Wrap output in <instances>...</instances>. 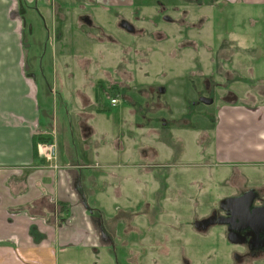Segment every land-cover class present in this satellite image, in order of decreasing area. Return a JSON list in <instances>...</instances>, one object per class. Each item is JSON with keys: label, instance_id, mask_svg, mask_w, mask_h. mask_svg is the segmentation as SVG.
I'll return each instance as SVG.
<instances>
[{"label": "rangeland", "instance_id": "obj_1", "mask_svg": "<svg viewBox=\"0 0 264 264\" xmlns=\"http://www.w3.org/2000/svg\"><path fill=\"white\" fill-rule=\"evenodd\" d=\"M19 2L0 0V7L11 4L8 16L0 14V118L28 120L25 113L8 108L23 101L35 103L36 91L42 121L56 110L59 117L66 116L73 104L78 107L71 111L74 120L75 113L84 110L93 114L82 112L86 122L82 127L73 124L79 146L88 142L85 127H96L98 136L106 128L108 146L114 151L111 146L117 142L132 156V161L128 156L118 160L114 154L112 160L96 158L100 164L116 165L107 170L117 173L108 179L107 198L100 194V180L94 187L98 201L94 208L104 213L107 225L99 221L97 227L106 231V245L111 250L103 244L94 256L96 263L103 251L106 264H185V260L188 264H231L232 252L236 254L239 247L219 234L223 228L198 233L190 226L189 216H201L222 196L248 187L244 179L226 182L232 167L216 164L201 140L202 130L212 132L215 105L228 102L214 96L217 93L212 87L217 83L222 85L213 88L218 97L237 91L241 99L240 88L241 93L255 83L264 101L263 10L256 13L234 0H46L43 5L41 0H27V7ZM159 5L166 7L173 23L159 19ZM84 8L91 12L95 25L78 23L77 14ZM117 15L131 20L134 30L113 26ZM234 45L238 48L232 56ZM11 56H16L13 64ZM15 71L27 84L18 103L7 88L9 72ZM243 74L248 78L245 84L237 82ZM111 83L117 85L111 87ZM82 94L90 98V105L81 104ZM201 96H211L213 102L201 103ZM110 98L118 100L115 107ZM121 110L125 114L117 115ZM98 125L106 127L98 129ZM161 134L172 142L171 150L165 149ZM142 149L158 151L159 157L139 159ZM143 163L153 172L145 176L146 186L134 180ZM249 171L244 169L247 175ZM153 180L159 184L152 185ZM250 180L247 176L246 185L254 184ZM116 185L122 196L112 193ZM154 190L162 196L156 207L159 211L154 206ZM152 197L153 202L145 204L144 214H140ZM89 202L92 205V198ZM135 217L139 219L132 220ZM132 239L137 247L131 246ZM124 240L129 241L128 246Z\"/></svg>", "mask_w": 264, "mask_h": 264}, {"label": "crops", "instance_id": "obj_2", "mask_svg": "<svg viewBox=\"0 0 264 264\" xmlns=\"http://www.w3.org/2000/svg\"><path fill=\"white\" fill-rule=\"evenodd\" d=\"M234 1L255 9L256 13H260V10L264 12V0ZM10 7L11 4L9 8L0 7V14L8 16ZM15 57H9V62L15 63ZM9 74L8 82L10 85L14 83V86L8 85L7 88L10 90L9 94L15 93L14 103H18L23 87L27 84L21 80L24 77L18 71ZM244 76L241 78L245 80L241 81L240 78L237 82L245 84L248 78L247 75ZM249 81H252L251 77ZM61 91L63 92V85ZM240 91L238 93L242 95V99L236 95V91V101L219 103L212 132L202 130L201 141H205L204 145L207 144L209 154L216 164L232 167V175L225 179L226 182L232 179L240 182L244 179L245 186L264 188V101L260 97L263 93L252 82L248 88L241 93ZM36 96L35 91V103L31 99V103L23 101L16 104L15 108L12 105L8 108L15 113H25L24 117L28 120L0 118V264H22L13 253L14 238L18 241L20 253L28 260H36L42 264H97L94 256L103 244L106 245L107 239L106 231L98 229L97 222L102 221L104 226L107 225L104 213L94 208L98 203L94 199L97 193L94 187L100 180L103 186L100 194L107 198L108 194L104 191L108 179H113L117 173L107 170L116 165L100 164L96 158L112 160L114 154L118 160L128 156V160L132 161L131 153L124 152V147L117 142L111 146L114 151L108 146L105 139L108 131L104 125L97 126L98 129L105 128L99 136L94 133L96 127H85L84 135L88 142L79 146L75 141L73 124L77 122L82 127L86 122L82 112L89 116L93 114L85 112L86 108L83 107L81 109L84 111L80 116L75 113L74 120L71 111L78 107L72 104V109L66 116L59 117L56 110L55 114L51 117L47 115V119L42 121ZM81 96L85 97L82 105L91 103L86 94L79 97ZM93 109L101 111L99 107ZM116 114L123 115L125 112L116 111ZM139 126L141 128L142 125ZM36 135L55 141L58 153L55 163L58 168L46 165L38 157L33 142ZM163 136L161 134L160 138L165 143V149L171 150L169 147L173 145L172 142ZM137 155L142 160L155 159L159 157V152H145L142 149ZM209 162L207 160L208 164ZM130 166L135 168L133 163ZM244 169L245 172L246 169L250 170L248 175L244 173ZM135 172L136 184L148 185L145 176L151 171L141 168ZM247 176L254 184L246 185ZM153 183L152 185H157L155 180ZM112 193L122 196L120 185H116ZM138 219L139 217L132 218ZM131 242L133 248L137 247V242L133 239ZM123 244L128 246L129 241L124 240ZM106 246L111 251L110 246ZM101 255L99 264H106V253L102 251Z\"/></svg>", "mask_w": 264, "mask_h": 264}, {"label": "flooded vegetation", "instance_id": "obj_3", "mask_svg": "<svg viewBox=\"0 0 264 264\" xmlns=\"http://www.w3.org/2000/svg\"><path fill=\"white\" fill-rule=\"evenodd\" d=\"M26 1L27 0H20L19 4H21V6L27 7L25 5ZM61 1L62 0H57V3H60ZM44 3H46V0H41V5H43ZM79 12L80 13L77 14L78 23L87 26L95 25L94 23H92L90 14L91 12L88 9H80ZM157 13L159 15V19L161 16L163 17V21L173 23L174 19L167 14L168 10L165 6L159 5ZM19 16L21 17L20 14ZM153 24L158 26L159 22H153ZM113 26H119L121 30L127 31L128 26H133L134 30L135 24L131 22V20L117 15ZM222 28H224V26H222ZM237 48L238 46L234 45L232 56L235 54L234 52L237 51ZM246 52L248 51L246 50ZM247 55L251 56V54L249 55V53ZM29 78L31 79V77ZM116 85L117 83L110 84L111 87ZM216 85V87L215 85L212 87V91L214 93H217L214 96H216L219 101H221L222 99L226 100L235 96L234 94H230L229 92L227 95L223 94L221 97H218L219 92H216L215 90H213V88H222V85L220 83H217ZM206 87L208 88V84H206ZM159 91L163 92L164 89L159 88ZM97 95L98 93H96V97ZM204 98H206L205 100L207 101H211L209 103H206L205 101L201 100L203 99L202 96L199 97L198 101L204 104H211L214 99L211 96H205ZM218 105L219 102L215 105V109L218 107ZM143 166L144 168H142V170L151 171V169H149L152 168L151 166ZM151 174H153V172H151L150 175ZM157 182L159 184V181H156V183ZM153 196L154 200L157 201L156 203L154 202L155 209L159 211L156 207H160V202L162 203V196L158 197L155 190L153 192ZM237 198L241 199L234 200ZM250 198L253 199L251 200ZM148 201L149 202L144 203V206L140 208V214H144L145 204H150L151 202H153V197L152 200ZM192 214L193 213H191L189 216L190 226L193 227L198 233H208L209 230L215 226L222 227L223 231L219 234H223V237L229 243L239 247V250L236 252V254L235 251L232 252L234 258L231 264H264V188L245 187L244 189H241L236 193L222 196L219 200H217V204L211 207L207 213L201 216H198L196 214L194 216ZM154 218H156V216ZM154 218H152L151 220H154ZM185 221H188V219H186ZM165 233L167 234L168 231L166 230ZM230 236L236 242L230 241ZM184 263L188 264V261L185 260Z\"/></svg>", "mask_w": 264, "mask_h": 264}, {"label": "built area", "instance_id": "obj_4", "mask_svg": "<svg viewBox=\"0 0 264 264\" xmlns=\"http://www.w3.org/2000/svg\"><path fill=\"white\" fill-rule=\"evenodd\" d=\"M117 103L116 98H111L110 99V104L113 106ZM36 153L38 157H40L44 163L48 166L52 167H57L55 161L57 158V147L55 141H47V142H42L39 141L36 144ZM17 239H13V243L15 244V248L13 250V253L15 255V258L17 260H20L22 264H42L39 261L36 260H28L26 259L19 251L18 249V243Z\"/></svg>", "mask_w": 264, "mask_h": 264}, {"label": "water", "instance_id": "obj_5", "mask_svg": "<svg viewBox=\"0 0 264 264\" xmlns=\"http://www.w3.org/2000/svg\"><path fill=\"white\" fill-rule=\"evenodd\" d=\"M132 30H133V26H128L127 27V31H129V32H132ZM203 99H201V100H203V101H205L206 103H209L211 100H209V101H207V100H205L206 98H204V97H202ZM235 99H236V96H234V97H232V98H228V99H226L228 102H234L235 101ZM243 198V197H242ZM241 198H237V199H234V200H240ZM251 199V198H250ZM253 199V198H252ZM251 199V200H252ZM230 239V241H232V242H236L234 239H232L231 238V236L229 237Z\"/></svg>", "mask_w": 264, "mask_h": 264}, {"label": "trees", "instance_id": "obj_6", "mask_svg": "<svg viewBox=\"0 0 264 264\" xmlns=\"http://www.w3.org/2000/svg\"><path fill=\"white\" fill-rule=\"evenodd\" d=\"M39 141L47 142V141H50V138H48V137H46V136H43V135H36V136H34V138H33L34 148H36V144H37ZM35 150H36V149H35Z\"/></svg>", "mask_w": 264, "mask_h": 264}]
</instances>
